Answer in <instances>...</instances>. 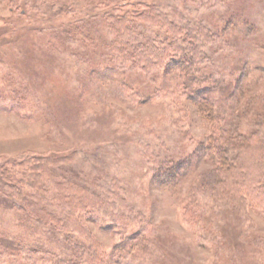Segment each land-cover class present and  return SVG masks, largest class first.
Segmentation results:
<instances>
[{"label":"rangeland","instance_id":"374dc122","mask_svg":"<svg viewBox=\"0 0 264 264\" xmlns=\"http://www.w3.org/2000/svg\"><path fill=\"white\" fill-rule=\"evenodd\" d=\"M263 164L264 0H0V264H264Z\"/></svg>","mask_w":264,"mask_h":264},{"label":"trees","instance_id":"16d2710c","mask_svg":"<svg viewBox=\"0 0 264 264\" xmlns=\"http://www.w3.org/2000/svg\"><path fill=\"white\" fill-rule=\"evenodd\" d=\"M178 31H180V34H182V30H184L183 28H178ZM191 36V35H188ZM192 38H195L194 36ZM165 40H167V43ZM164 42L165 44L167 43L166 46H179V51L180 54L178 56H175L173 59L178 62V68L181 71V79L182 82L185 84H189L193 83V80H196V84H200V82L198 80H200L203 77V73H201L202 75L200 76V72L201 71V61L203 60V57H201V55L199 54L198 48L196 47L195 43L192 41H188L187 38L185 37L184 40H182L181 42H179V40L177 39V36H171V38H165ZM131 42V41H129ZM138 44H134V48L132 49V54L130 55L132 56H136L138 58H140L141 60H147L148 59V65L149 66H155V65H160L162 64V59L161 53H164L167 51L159 48L157 50V46L155 45V39H150L149 42H145L143 40H138L137 42ZM147 43V44H146ZM149 43V44H148ZM186 44L184 47L182 45ZM156 47L155 49H151ZM144 49V50H143ZM140 52V53H139ZM139 53V54H138ZM200 55V57H199ZM151 56H156V58H152ZM158 60V61H157ZM205 75V74H204ZM199 89V90H198ZM193 89V95L195 93H199V95L196 98V102L199 105V107L201 108L202 112L205 113V116L209 119L212 118V113L211 111L213 110V107L211 104V102H209V98L204 96V95H200L201 91H203V88H198ZM190 91H192V89L190 88ZM221 133H223V139H222V145L220 146H213L214 150L220 155L221 157V166L224 167L225 171L230 172L233 168H234V162H235V158L232 161V163L229 165L227 163V159H226V153L224 152V150L222 149L224 146L225 148L227 147H233L234 145H237L239 148L243 147L246 145L247 143V138L245 135L242 134H236V135H227V128H223L220 127L218 129ZM234 148V147H233ZM238 162V161H237ZM241 164V162H240ZM244 164V162L242 163ZM243 166V165H242ZM264 166V164H263ZM262 166V167H263ZM241 167V166H240ZM263 172L261 173L262 177Z\"/></svg>","mask_w":264,"mask_h":264}]
</instances>
